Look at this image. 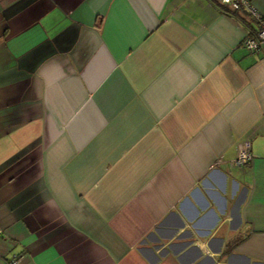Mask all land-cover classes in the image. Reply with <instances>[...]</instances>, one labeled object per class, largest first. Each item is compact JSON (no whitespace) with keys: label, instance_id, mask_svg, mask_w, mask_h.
Wrapping results in <instances>:
<instances>
[{"label":"crops","instance_id":"1","mask_svg":"<svg viewBox=\"0 0 264 264\" xmlns=\"http://www.w3.org/2000/svg\"><path fill=\"white\" fill-rule=\"evenodd\" d=\"M234 13L0 0V264H264V46Z\"/></svg>","mask_w":264,"mask_h":264},{"label":"built area","instance_id":"2","mask_svg":"<svg viewBox=\"0 0 264 264\" xmlns=\"http://www.w3.org/2000/svg\"><path fill=\"white\" fill-rule=\"evenodd\" d=\"M222 5L225 9L230 10H246L252 14L259 23V28L254 31L253 34L248 35L245 40V45L252 51L258 50L261 46H264V13L259 11L254 0H214ZM253 157L251 151V145L249 142L245 143L239 150L237 156L232 160L233 164L243 165L248 163ZM18 259H13L6 264H18Z\"/></svg>","mask_w":264,"mask_h":264},{"label":"trees","instance_id":"3","mask_svg":"<svg viewBox=\"0 0 264 264\" xmlns=\"http://www.w3.org/2000/svg\"><path fill=\"white\" fill-rule=\"evenodd\" d=\"M215 2H216V1H215ZM216 3H218V2H216ZM218 4H219V3H218ZM219 5H220V4H219ZM222 7H223V6H222ZM224 11H226V12H228V13H230V14H233V15L235 14V13H234L235 10H230V9H228V8H226V9L224 8ZM235 12H236V11H235ZM250 34H252V33H250ZM250 34H249V35H250ZM247 37H248V36H247ZM247 37H246V38H247ZM245 40H246V39H245ZM244 42H245V41H244Z\"/></svg>","mask_w":264,"mask_h":264}]
</instances>
